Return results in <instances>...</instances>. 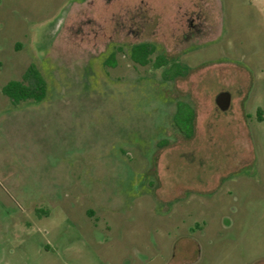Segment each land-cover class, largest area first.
Instances as JSON below:
<instances>
[{"label": "rangeland", "instance_id": "rangeland-1", "mask_svg": "<svg viewBox=\"0 0 264 264\" xmlns=\"http://www.w3.org/2000/svg\"><path fill=\"white\" fill-rule=\"evenodd\" d=\"M0 264H264V0H0Z\"/></svg>", "mask_w": 264, "mask_h": 264}, {"label": "trees", "instance_id": "trees-1", "mask_svg": "<svg viewBox=\"0 0 264 264\" xmlns=\"http://www.w3.org/2000/svg\"><path fill=\"white\" fill-rule=\"evenodd\" d=\"M155 52V46L152 43H138L134 44L129 49L130 60L137 65H147L151 62V56ZM105 63L115 64V51L112 50L108 53ZM166 64V59L162 55L155 57V67H160ZM167 72V73H166ZM165 72V78L170 79L177 75H181L177 65L173 64L170 70ZM29 77L27 82L21 80L11 79L7 81L2 87V93L7 96L15 105L33 100L34 102L40 101L45 94L44 82L40 73L35 69L34 65L28 67L26 78ZM27 80V79H25ZM187 105V104H186ZM182 101L177 102L176 112L173 115V121L179 131L185 136L190 137L193 134L194 124V110L191 107H185Z\"/></svg>", "mask_w": 264, "mask_h": 264}, {"label": "water", "instance_id": "water-1", "mask_svg": "<svg viewBox=\"0 0 264 264\" xmlns=\"http://www.w3.org/2000/svg\"><path fill=\"white\" fill-rule=\"evenodd\" d=\"M216 105L225 110L229 107L230 104V93L228 91H221L215 96Z\"/></svg>", "mask_w": 264, "mask_h": 264}]
</instances>
